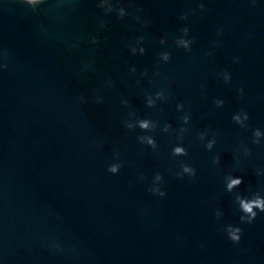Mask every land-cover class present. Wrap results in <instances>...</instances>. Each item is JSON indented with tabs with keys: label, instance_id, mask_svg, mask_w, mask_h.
Here are the masks:
<instances>
[{
	"label": "water",
	"instance_id": "water-1",
	"mask_svg": "<svg viewBox=\"0 0 264 264\" xmlns=\"http://www.w3.org/2000/svg\"><path fill=\"white\" fill-rule=\"evenodd\" d=\"M98 2L0 0V264H264V213L241 223L235 203L264 196V135L253 143L264 133V0H112L123 19ZM185 26L190 51L175 44ZM140 36L145 53L133 55ZM241 109L246 127L232 120ZM178 146L188 155L173 157ZM181 162L196 175L176 176ZM230 174L243 177L231 193ZM229 224L243 229L238 244Z\"/></svg>",
	"mask_w": 264,
	"mask_h": 264
},
{
	"label": "clouds",
	"instance_id": "clouds-1",
	"mask_svg": "<svg viewBox=\"0 0 264 264\" xmlns=\"http://www.w3.org/2000/svg\"><path fill=\"white\" fill-rule=\"evenodd\" d=\"M21 3L26 4L28 6H30L33 10L36 9L37 5H41L46 3V0H20ZM253 3H255V0H253ZM99 8H102L104 10V14L108 15L110 13H112L113 11H115L118 15V17L120 19H123L126 15H127V10L124 7H114L112 0H99L98 5ZM205 7V5L203 3L199 4V8L201 10H203ZM139 11V10H138ZM135 19L137 21L140 20V17L137 16L135 17ZM181 20H186L188 19L186 14H182L180 16ZM144 27L148 26V21H144L143 25ZM99 27H104V22L101 21L99 24ZM182 35L178 38L175 39V44L178 48H183L186 51H190L191 50V45L194 43V38H188L189 36V29L188 27H183L180 29ZM218 35L221 34V31H218L217 33ZM145 37L144 36H140L138 38H136L135 43H129L128 44V48L130 50V52L133 55H136L137 52H139V54L143 55L145 53V48L142 46L144 43ZM91 43L96 44L97 43V39L95 36H93L91 38ZM160 44H165L166 43V39L165 38H161L159 41ZM208 55H211V53H208ZM3 56L5 59H7L8 57V51L7 49L4 50L3 52ZM171 55L169 52H161L159 54V59L162 60L163 62L167 63L170 61ZM234 60L236 62H238L239 58H234ZM7 63L4 64H0V68L6 69L7 68ZM87 67V66H86ZM131 72L135 73L136 72V68L133 67L130 69ZM142 76H147L148 73L147 71H144L143 73H141ZM154 75L158 76L159 72L154 73ZM223 75V79L225 81V83L230 82L231 80V74L227 71H224L222 73ZM110 83V82H109ZM239 94L242 96L243 95V88L238 89ZM154 96L157 99H162V100H166L167 96L165 95V92L163 90L157 91L155 92ZM84 98L81 97V100H83ZM96 103H101L102 102V98L101 97H97L96 98ZM123 103L128 104V101H123ZM224 104L223 100L217 99L215 101V105L217 107H222ZM147 106L148 107H154L155 106V102L153 99L149 98L147 101ZM177 109H181L184 107L183 104H177L176 105ZM241 115L243 116V119H241ZM249 119V115L246 111H244L243 109H241L238 113L234 114L232 116V120L240 125L241 127H246L245 122ZM181 120L183 121L184 124H188L190 117L189 115H184L181 117ZM137 123L139 125V128L141 130H147L149 129L150 123H153V127L155 126L154 122H151L149 119H138ZM126 127L131 129L133 127L132 124L126 123ZM171 128V124L170 123H166L164 125V131H168ZM187 129L184 127H181L180 132H181V139H182V134L184 132H186ZM264 135V133H262V131L257 128L255 130H253V143L259 145L261 143V139L260 137ZM213 140L209 141L206 145L205 148L208 150H211L213 148V145L216 143L215 140V133H213ZM138 139H145V138H141L138 137ZM147 139V143L150 145H153V147H155V143L151 138H146ZM199 139L202 141L204 139V133L201 132L199 133ZM241 147L244 148V154L245 155H250L251 154V150L248 149L247 147H244L243 144H241ZM187 149L183 146H178V147H174L173 151H172V156L176 157V156H187ZM114 159L115 160H119V152L117 150H114ZM220 160L219 156H216L213 158V164H218ZM237 164H239V160H237ZM121 164L120 163H112L111 165H109L107 171L112 173V174H116L118 173L119 169L121 168ZM180 168L182 169V172H175L174 174L180 178H183V174H187L189 177H194L196 175V170L195 168H193L192 166L185 164L183 162L180 163ZM171 171V169H170ZM257 175H261V172L259 170H257ZM141 179H143V177H141ZM155 180L156 181H161L162 180V176L160 173H156L155 174ZM243 183V177H235L232 178V175L230 174L228 177V183H227V188L226 191L227 192H233L234 189L238 188L241 184ZM149 191L152 192L153 194L159 195L161 197H163L165 195V192L161 190V188H153L150 187ZM235 203L238 205L239 211L242 213L239 217V220L241 223H248L251 224L257 217L258 212L260 213H264V196H262L259 192L253 193L251 196H245L242 195L240 193H236L235 194ZM223 215L222 212L218 211L216 212V217L217 219H219L221 216ZM224 231L226 232L228 238L234 243V244H238L241 240V234L243 232V229L238 227V226H233L231 224L226 225L224 227ZM56 248L59 250L60 246L56 245Z\"/></svg>",
	"mask_w": 264,
	"mask_h": 264
}]
</instances>
